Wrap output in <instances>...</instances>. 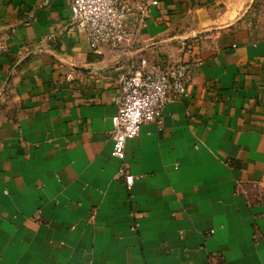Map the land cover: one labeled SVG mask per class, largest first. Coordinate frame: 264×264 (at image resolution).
Segmentation results:
<instances>
[{"label":"crops","instance_id":"crops-1","mask_svg":"<svg viewBox=\"0 0 264 264\" xmlns=\"http://www.w3.org/2000/svg\"><path fill=\"white\" fill-rule=\"evenodd\" d=\"M156 1L125 58L195 66L127 142V191L122 57L67 30L69 0H0V264H264V0Z\"/></svg>","mask_w":264,"mask_h":264},{"label":"built area","instance_id":"built-area-1","mask_svg":"<svg viewBox=\"0 0 264 264\" xmlns=\"http://www.w3.org/2000/svg\"><path fill=\"white\" fill-rule=\"evenodd\" d=\"M50 0H43L47 5ZM71 19L67 30L79 32L86 40L91 53L101 57L106 52L119 54L125 68L119 78L114 98L116 114L111 119L109 138L111 157L118 161L115 180L121 181L130 191L139 177L130 173L126 164V144L135 139L142 127L154 122L161 124L165 106L186 97V84L194 62L172 61L161 56L141 58L135 65L125 58L131 50L129 28L137 32L146 26L156 0H69ZM191 54V48H185Z\"/></svg>","mask_w":264,"mask_h":264}]
</instances>
